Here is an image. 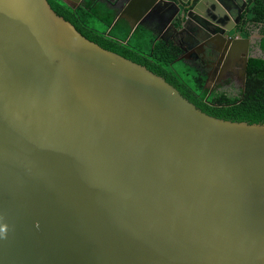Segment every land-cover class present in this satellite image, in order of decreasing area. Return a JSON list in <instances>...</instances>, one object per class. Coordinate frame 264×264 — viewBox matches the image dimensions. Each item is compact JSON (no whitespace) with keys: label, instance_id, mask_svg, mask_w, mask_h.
<instances>
[{"label":"water","instance_id":"95a60500","mask_svg":"<svg viewBox=\"0 0 264 264\" xmlns=\"http://www.w3.org/2000/svg\"><path fill=\"white\" fill-rule=\"evenodd\" d=\"M223 1L124 0L111 27L198 38ZM222 33L243 91L250 39ZM0 264H264V124L202 112L47 0H0Z\"/></svg>","mask_w":264,"mask_h":264},{"label":"trees","instance_id":"16d2710c","mask_svg":"<svg viewBox=\"0 0 264 264\" xmlns=\"http://www.w3.org/2000/svg\"><path fill=\"white\" fill-rule=\"evenodd\" d=\"M246 2L249 11L256 16L257 25L262 34L260 39L262 57L249 59L244 90L237 96L226 94L207 96L208 90L203 87L204 78L202 76H199L195 71L194 74L189 69L180 70L172 66L179 56L178 49L154 42L152 36H146V31L142 27L136 29L132 36L138 37L136 42L138 49L142 50L143 47L148 46L146 54H142L139 50L129 49L130 43L127 42L130 41V38L124 44L117 40L124 41L126 39L129 27L124 22L115 23L111 27L116 15L113 10L108 9L105 19L102 20L106 32L98 33L93 30L87 25L86 17L96 18L99 13L100 5H95L94 0H86L75 9L56 0L49 1V5L57 15L73 25L85 38L162 77L202 112L223 120L264 124V0H246ZM115 28L117 32H120L119 35L112 34L115 38L107 36Z\"/></svg>","mask_w":264,"mask_h":264},{"label":"flooded vegetation","instance_id":"af4514ba","mask_svg":"<svg viewBox=\"0 0 264 264\" xmlns=\"http://www.w3.org/2000/svg\"><path fill=\"white\" fill-rule=\"evenodd\" d=\"M47 1L49 3L51 0ZM56 1L68 6L60 0ZM85 1L86 0H82L76 5L74 0H67L69 4L68 7H73L72 9L82 5ZM94 2L95 5H104L103 7H106L109 10H114V8L117 6L123 7L124 4V0H94ZM220 6L222 7V9H220L222 17L215 18V23L220 24H217V26L211 23L205 24L204 27L206 30L202 32L198 38H191L188 34L173 33L171 30H169V28L158 31L154 22H147L146 17L140 21V24H138L137 27L140 26L145 31L146 27L149 28L151 32L154 33V36H152L154 42H160L166 46L176 47L179 51L178 57H183L180 61L185 62L187 65L193 67L195 72L204 78L203 87L204 89L208 90L207 96L213 94L237 96L238 93L242 91L244 56L242 51L239 50L240 54L235 58H228L227 53L224 52V46L221 45L220 40L217 37V32L222 33V31H224L222 35L224 36L225 40H229L238 36L242 38H249L250 48L248 51V61L251 58L262 57L260 50V39L262 34L260 33V28L257 25V18L251 11H249L247 2L245 4L243 0H224ZM125 7L126 8L122 9L124 10V16H126V18L129 20H132L134 17L133 7ZM213 18L214 17H212V19ZM206 19L209 20L207 21L208 23L212 21L211 16ZM122 22L128 25L124 19L117 23ZM120 26L122 27L121 24ZM216 28L219 30H216ZM225 29L229 30L225 31ZM133 33L134 31L129 35V38H131ZM111 37L115 38L114 36ZM158 37H161V39H158ZM129 38H126L127 40L125 39L126 42L129 40ZM170 38L172 39L171 42ZM117 40L121 41L123 44L126 43L125 40ZM127 43H130V41ZM136 46L137 45L130 43L128 48L131 50H139L140 52L141 49H138Z\"/></svg>","mask_w":264,"mask_h":264},{"label":"rangeland","instance_id":"374dc122","mask_svg":"<svg viewBox=\"0 0 264 264\" xmlns=\"http://www.w3.org/2000/svg\"><path fill=\"white\" fill-rule=\"evenodd\" d=\"M103 6L100 5V8H98L99 9V13H98V15H97L96 18L90 17V16L89 17H86L87 25L89 27L95 29L98 33L104 32L106 30L102 20L105 19L106 14L108 12V8L103 7ZM112 34L117 35V29L116 28L112 30V32H111L110 35L112 36ZM137 39H138V37L132 36L130 38V43L136 45ZM147 48H148V46L146 45L145 47H143V49L141 50V52L142 53H146V51L148 50ZM172 66L175 67V68H178L180 70L189 69L190 71H193L192 73H194V71H195L193 69V67H191L190 65H187V63L181 62V61L175 62ZM188 67H190V68H188Z\"/></svg>","mask_w":264,"mask_h":264},{"label":"crops","instance_id":"0c3cea01","mask_svg":"<svg viewBox=\"0 0 264 264\" xmlns=\"http://www.w3.org/2000/svg\"><path fill=\"white\" fill-rule=\"evenodd\" d=\"M139 27H140V26H139ZM139 27H136L133 31H135V30L138 29ZM117 34H119V32H117ZM146 35H148V36H154V33H152L150 29H149V30L146 29ZM128 36H129V35H128ZM128 38H129V37H128ZM159 38L161 39V37H158V39H159ZM164 40H165V39H164ZM171 40H172V39L170 38V42H171Z\"/></svg>","mask_w":264,"mask_h":264}]
</instances>
